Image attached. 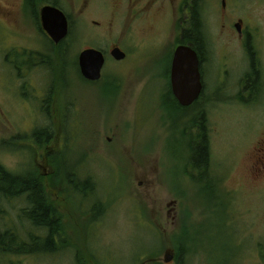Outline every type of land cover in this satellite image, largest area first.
Here are the masks:
<instances>
[{"label":"rangeland","instance_id":"obj_1","mask_svg":"<svg viewBox=\"0 0 264 264\" xmlns=\"http://www.w3.org/2000/svg\"><path fill=\"white\" fill-rule=\"evenodd\" d=\"M82 1H53L70 23L63 44L43 29L0 35V164L41 179L63 232L53 253L39 244L38 253H0V264H165L177 238L188 252L174 254L179 264H264V184L245 174L264 131V87L255 102L238 92L246 72L239 47L206 55L203 96L176 108L170 65L184 15L164 2L149 12L146 0ZM210 11L217 14L213 3ZM90 48L106 61L96 82L78 68ZM115 48L124 60L111 57ZM261 67L264 79V57ZM198 114L209 145L208 193L190 165ZM25 208L24 197L1 202L3 228L24 241L29 232L44 239L20 217Z\"/></svg>","mask_w":264,"mask_h":264},{"label":"flooded vegetation","instance_id":"obj_2","mask_svg":"<svg viewBox=\"0 0 264 264\" xmlns=\"http://www.w3.org/2000/svg\"><path fill=\"white\" fill-rule=\"evenodd\" d=\"M53 1L55 0H0V35L11 34L12 36H18L21 34V31L24 30H29L37 34L40 33L43 31L41 25L42 8L56 7L61 10ZM128 1L134 2L136 6L138 2L143 0ZM146 1L144 6L148 8L149 12L154 8L153 6L156 2H161L157 8L155 6L158 12L161 11L162 2H164L172 7L175 5L177 10L173 12L177 14L179 18L181 14L184 15L183 20H185L186 23L184 24L183 21L180 22V36L177 46H188L196 53L202 85L198 99L191 106L200 101L204 93L206 84L204 80L205 68L203 65L206 61V55L209 53L211 55L213 51L216 53L217 46L222 45L234 50L236 49L235 45H237L239 49H236L234 53L240 52L243 58L246 72L240 79V89L238 92L243 93L245 99L253 100L251 102L260 99V92L264 87L261 67L264 57V20L262 24H260L256 18V5L260 3L259 0H243L244 5H242L239 0ZM90 2H92V0L82 1L83 5ZM212 3L217 8V14L214 15H212L210 11ZM178 8H181V10H178ZM212 23L216 25L215 30L212 29ZM68 27H70L69 20ZM189 32L193 33L189 34ZM42 33L51 41L45 32ZM59 44L61 43L55 45L58 46ZM234 53L231 51V54ZM32 55L35 57V53H32ZM226 58L227 57L222 54V56L217 59L219 62L220 81L227 77V72L223 71L224 66L220 67V64H225L227 67ZM261 136L262 138L256 143L254 152L249 158V164L245 168L246 178L250 184H264V131ZM174 254L179 255V253L176 254L175 251ZM174 254L171 256V263L174 261L176 262ZM177 262L178 264L181 263L179 256Z\"/></svg>","mask_w":264,"mask_h":264},{"label":"trees","instance_id":"obj_3","mask_svg":"<svg viewBox=\"0 0 264 264\" xmlns=\"http://www.w3.org/2000/svg\"><path fill=\"white\" fill-rule=\"evenodd\" d=\"M191 31V30H190ZM193 31V30H192ZM193 32H189L192 34ZM69 36V34H68ZM67 36V38H68ZM63 44V41H62ZM176 108H181L177 102H174ZM194 126L200 130L199 135L193 137V145H190L193 150L191 151L192 159L190 160V165L195 173L199 175L196 179L197 183L201 185V192L208 193L211 191L212 181L207 180L209 175V145L205 140V135L203 133V125L201 123V117L194 118ZM193 126V127H194ZM37 132L33 135L36 137ZM50 134L45 133V143L51 138ZM44 140V139H43ZM41 140H38L40 142ZM59 164V163H58ZM211 195V192H209ZM45 187L42 185L41 179H39L35 174H27L25 176L15 175L12 172L6 170L0 164V203L3 201H10L13 199L23 198L27 208L22 210V219L26 222L33 230L44 231V239L38 237L37 234L32 232L27 233V239L24 241L22 236L16 230H6L0 223V253L9 255H19V254H29L37 253L42 250L39 244L44 245V249L48 253H53L52 249H55V241L58 237L60 239L61 231V220L57 218V210L54 206L50 204L49 200L46 198ZM0 211V217H1ZM62 240V239H60ZM182 238H177L173 244V249L177 253L180 252L184 257L187 256V246ZM262 259V258H261ZM92 264H97L92 261ZM78 264H89L86 262Z\"/></svg>","mask_w":264,"mask_h":264},{"label":"water","instance_id":"obj_4","mask_svg":"<svg viewBox=\"0 0 264 264\" xmlns=\"http://www.w3.org/2000/svg\"><path fill=\"white\" fill-rule=\"evenodd\" d=\"M42 29L55 44L63 41L68 35L66 16L54 7H44L41 10ZM115 61L125 59V53L118 48L110 52ZM105 64L104 54L90 48L78 56V68L82 78L89 82L100 80ZM171 93L180 107L191 106L199 97L202 85L198 70V58L194 50L188 46H177L173 52L170 65ZM169 251L165 254V263L172 260Z\"/></svg>","mask_w":264,"mask_h":264}]
</instances>
